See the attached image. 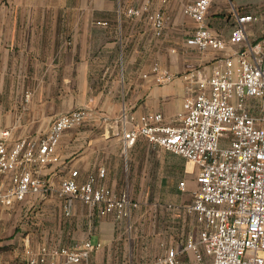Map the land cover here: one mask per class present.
I'll use <instances>...</instances> for the list:
<instances>
[{
	"label": "crops",
	"instance_id": "crops-1",
	"mask_svg": "<svg viewBox=\"0 0 264 264\" xmlns=\"http://www.w3.org/2000/svg\"><path fill=\"white\" fill-rule=\"evenodd\" d=\"M192 1L0 0V131L10 130V145L44 137L64 114L90 113L82 126L64 132L56 150L59 162L43 170L47 195L0 207L10 210L13 223L21 219L26 253L90 240L101 246L84 264H154L168 249L198 238L200 225L186 210L197 188V167L188 174L190 162L144 137L127 146L122 122L124 113H161L164 124L178 125L184 101L196 92L183 73L192 68L210 75L217 65L220 54L186 44L195 30L184 15ZM144 5L169 18L161 37L146 16L127 14ZM238 15L257 18L247 24L250 42L264 36V0H215L207 26L228 39ZM155 64L175 79L156 84ZM99 168L106 169L107 187L129 192L139 204L130 219L101 217L78 201L69 203L71 215L65 216L58 196L62 180L78 172L82 183ZM10 180L11 174L0 175V187ZM182 181L185 191L178 187ZM180 261L195 264L190 251Z\"/></svg>",
	"mask_w": 264,
	"mask_h": 264
},
{
	"label": "built area",
	"instance_id": "built-area-1",
	"mask_svg": "<svg viewBox=\"0 0 264 264\" xmlns=\"http://www.w3.org/2000/svg\"><path fill=\"white\" fill-rule=\"evenodd\" d=\"M214 1L194 0L184 8V15L195 23L186 44L220 57L210 75L192 68L183 73L196 92L184 101L177 115L179 124H164L161 113L122 116L127 146L144 137L198 169L197 188L186 210L196 216L199 236L189 237L183 248L168 249L154 264H182L180 256L186 251L193 254L195 264H208V260L210 264H264V36L254 43L248 40L247 24L257 20L250 15L237 16L228 39L212 33L207 16ZM127 14L137 19L146 16L156 37L163 35L169 20L149 5L130 8ZM152 73L158 85L176 77L159 64ZM89 115L86 109L64 114L44 137L21 138L11 145L10 130L0 131V175L11 174L9 185L0 187L1 208H11L28 196L47 195L43 170L59 162L56 150L64 132L82 126ZM105 178L106 169L99 168L82 183L78 172L62 180L58 196L64 201L65 216L71 215L69 203L78 201L101 217L130 219L139 204L129 192L107 187ZM178 187L185 191L186 183ZM100 246L90 240L73 248L43 246L37 253L27 251L25 264H84Z\"/></svg>",
	"mask_w": 264,
	"mask_h": 264
},
{
	"label": "rangeland",
	"instance_id": "rangeland-1",
	"mask_svg": "<svg viewBox=\"0 0 264 264\" xmlns=\"http://www.w3.org/2000/svg\"><path fill=\"white\" fill-rule=\"evenodd\" d=\"M186 171L188 174H195L196 168L188 164ZM10 210H0V264H20L22 256L26 253L24 239L26 233L21 230V219L12 221ZM20 218V217H19ZM15 235H19L13 243Z\"/></svg>",
	"mask_w": 264,
	"mask_h": 264
}]
</instances>
